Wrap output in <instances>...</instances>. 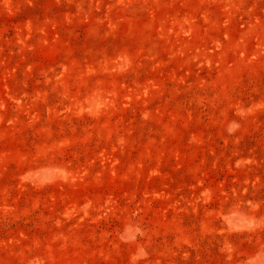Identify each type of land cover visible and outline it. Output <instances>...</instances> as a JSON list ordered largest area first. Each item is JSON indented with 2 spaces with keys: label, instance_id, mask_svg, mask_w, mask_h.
Segmentation results:
<instances>
[{
  "label": "rangeland",
  "instance_id": "1",
  "mask_svg": "<svg viewBox=\"0 0 264 264\" xmlns=\"http://www.w3.org/2000/svg\"><path fill=\"white\" fill-rule=\"evenodd\" d=\"M0 264H264V0H0Z\"/></svg>",
  "mask_w": 264,
  "mask_h": 264
}]
</instances>
